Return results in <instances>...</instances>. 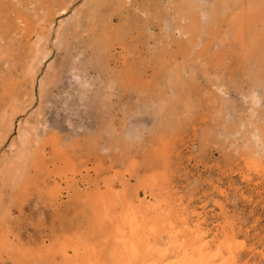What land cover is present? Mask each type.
<instances>
[{"label":"rangeland","instance_id":"obj_1","mask_svg":"<svg viewBox=\"0 0 264 264\" xmlns=\"http://www.w3.org/2000/svg\"><path fill=\"white\" fill-rule=\"evenodd\" d=\"M0 2V264H121L144 224L264 264V0Z\"/></svg>","mask_w":264,"mask_h":264},{"label":"bare ground","instance_id":"obj_2","mask_svg":"<svg viewBox=\"0 0 264 264\" xmlns=\"http://www.w3.org/2000/svg\"><path fill=\"white\" fill-rule=\"evenodd\" d=\"M1 3L2 2H0V4ZM38 9H40V7ZM43 9H45V7ZM61 10L63 11V9ZM16 65L18 66V63ZM150 212L151 211H149V213ZM123 227L124 225H119V228L117 230V233L120 237H124L125 230H123ZM146 227V224L141 225L139 228H135L134 225H128V233L130 235H128L125 241H122L126 248V255L122 258L121 264H237L238 262L237 255H235L234 251L238 249L237 247L239 244L236 242V240H234L232 236H230V234H222V236L219 237V239H217V241L215 242V239L209 240L206 235H201L199 228H194L187 231L184 236L180 238L178 236L179 234L173 231L174 227L169 224L167 228L162 229L165 232L159 230L157 234L150 239L144 238L141 234L146 231ZM168 257L172 258L168 259Z\"/></svg>","mask_w":264,"mask_h":264}]
</instances>
